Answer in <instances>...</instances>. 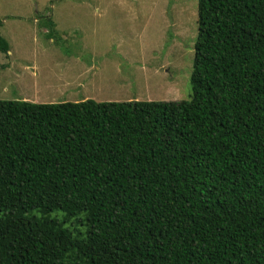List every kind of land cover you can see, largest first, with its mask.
Returning a JSON list of instances; mask_svg holds the SVG:
<instances>
[{
  "label": "trees",
  "instance_id": "1",
  "mask_svg": "<svg viewBox=\"0 0 264 264\" xmlns=\"http://www.w3.org/2000/svg\"><path fill=\"white\" fill-rule=\"evenodd\" d=\"M196 23L188 100H0V264H264V0Z\"/></svg>",
  "mask_w": 264,
  "mask_h": 264
},
{
  "label": "rangeland",
  "instance_id": "2",
  "mask_svg": "<svg viewBox=\"0 0 264 264\" xmlns=\"http://www.w3.org/2000/svg\"><path fill=\"white\" fill-rule=\"evenodd\" d=\"M197 0H0V100H188Z\"/></svg>",
  "mask_w": 264,
  "mask_h": 264
}]
</instances>
